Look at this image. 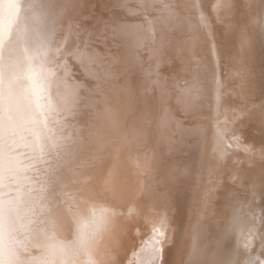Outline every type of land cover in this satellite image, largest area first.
Wrapping results in <instances>:
<instances>
[{
	"label": "bare ground",
	"instance_id": "6f19581e",
	"mask_svg": "<svg viewBox=\"0 0 264 264\" xmlns=\"http://www.w3.org/2000/svg\"><path fill=\"white\" fill-rule=\"evenodd\" d=\"M88 1L84 20V0H0V137L31 159L0 155V185L17 183L0 188V264H264V0ZM101 31L122 49H88ZM100 73L106 170H88L84 200L56 196L89 175L70 184L62 165L84 146L76 113ZM16 76L35 82L19 91ZM129 159L146 163L136 184ZM31 235L43 250L23 249Z\"/></svg>",
	"mask_w": 264,
	"mask_h": 264
},
{
	"label": "rangeland",
	"instance_id": "374dc122",
	"mask_svg": "<svg viewBox=\"0 0 264 264\" xmlns=\"http://www.w3.org/2000/svg\"><path fill=\"white\" fill-rule=\"evenodd\" d=\"M86 5H89V9H90V7L93 5L90 1H88V0H84V20H86V16L88 15V9H86ZM102 10H103V12L102 13H104V14H107L108 12H109V10L110 9H108V7H105L104 9L102 8ZM101 12V11H100ZM142 10H137L136 11V13L137 14H142ZM101 16H103L102 14H100ZM111 16V15H110ZM122 16V18H123V15H121ZM103 17H107V16H103ZM143 17V16H142ZM106 20V19H105ZM108 20V19H107ZM92 25V24H91ZM98 34V35H97ZM101 34V35H100ZM88 36H90L89 37V40H88V45H87V48L89 49L91 46H92V48H94V49H96L95 51H97V52H100V51H102L103 53H108V52H115V51H119V50H121L122 49V42H121V40L119 39V38H115L114 36H109L108 38H106V36H105V32L104 31H101V32H98V33H88L87 34ZM93 35H94V37H95V39H99V40H95V39H93L94 37H93ZM97 35V36H96ZM115 38V39H114ZM92 39V40H91ZM100 39H103V40H100ZM95 40V41H94ZM119 40V41H118ZM93 42V43H92ZM102 42V43H101ZM90 43H92L91 45H90ZM101 46V47H100ZM102 47H104L103 49H102ZM108 49L107 51H106V49ZM111 48V49H110ZM98 49V50H97ZM100 50V51H99ZM106 51V52H105ZM105 68V69H104ZM108 68H107V66L106 65H104L103 67H102V70H105V72H106V74H109V75H111V71L109 70V71H106ZM4 71V70H3ZM74 73H76V74H78V73H80V71H75ZM105 73L103 74V73H100V78H97V77H91V76H89V75H87L86 76V78H88L87 80L88 81H90V82H96V84L95 85H91V87L90 88H93V90H90V94H91V98H92V101H93V103H92V105L91 104H89V105H83V106H80L78 109V113H76L78 116V118H79V121L81 122V124H78V125H74V128H76L77 126L78 127H81V131L83 132V134H85V133H87V134H85V136H86V138L84 137V146L83 145H80V146H78V148H75V150H79V152L78 151H75L74 149H73V151H72V156H67V159L65 160V162H64V164L62 165L63 167L65 166V167H67V179L69 180V182H71L70 184H72V180H73V178L74 177H76V176H79L80 175V173L81 174H83V173H85V171L84 170H86V172H87V174H89V175H86V174H84L83 176L82 175H80V176H82L81 178H75L73 181L74 182H76V180L78 181V184H79V186L77 185H75V183H73V185H72V187H74L73 189L71 188V186H69L70 187V189H69V187H67V186H60V189H56V196H58L59 195V192L61 193V194H64L65 193V195H68L69 194V192H71L70 193V195H68L69 197H70V200H72V199H76V200H78V199H82L83 198V200H84V198H87V196H85L84 197V193L82 194V187H80L81 186V184H82V182L84 181V180H87V179H89V177H91V174L88 172V170H90V169H93L91 166H93L94 168L96 167V165H99V166H101V174H102V172L104 171V170H106V164L103 166V157L102 156H104L105 154H103V152L104 151H108V148H109V146L108 145H104V143L103 142H105L106 141V139L104 138V140H103V138L102 137H99L98 136V134H100L101 133V131L100 130H98L97 129V127H100L101 125H103V124H101V125H99L100 123H102V122H100L99 123V120H97L96 119V116H101V115H103V112H102V110L103 109H100V108H102L103 107V105H105L106 106V100L105 99H103V101H101V99H102V97H103V93L105 92V90L106 89H108V84L106 85V83H107V81H106V79H105V75H106ZM104 76V77H103ZM17 77V76H16ZM18 78V79H17ZM16 78V80L17 81H19V83H17L16 84V86L19 84V85H21V86H17L16 88L19 90V91H23L24 92V90L22 89V90H20L21 88H23L24 87V89L26 88V87H28L26 84L27 83H34L33 81H29L28 79H24V78H20V76H18ZM19 78H20V80H19ZM118 78V77H117ZM22 79V80H21ZM101 79V80H100ZM98 80V81H97ZM105 81V82H104ZM23 82V83H22ZM102 82V83H101ZM104 82V83H103ZM23 84V85H22ZM100 84V85H99ZM26 85V86H25ZM102 86V87H101ZM20 89H19V88ZM31 89L33 88V86H29ZM99 89H98V88ZM104 87V88H103ZM29 88V89H30ZM26 90H28V88H26ZM25 90V91H26ZM107 91V90H106ZM112 91V92H111ZM92 92V93H91ZM98 92V93H97ZM106 93H108L106 96H108L109 97V95L112 97V98H110L109 97V101L111 100H113V98H114V92H113V90H109L108 89V92H106ZM28 94H31L30 92H28ZM94 95V96H93ZM101 102H103L102 104H101ZM1 104V103H0ZM95 104V105H94ZM100 104H101V106H100ZM112 104V105H111ZM113 104H114V100L110 103V107H112L113 106ZM97 107V108H96ZM109 107V108H110ZM88 108V109H87ZM104 108V107H103ZM113 108V107H112ZM100 109V110H99ZM1 110V109H0ZM96 110V111H95ZM102 112V113H101ZM83 117H84V119H83ZM97 120V121H96ZM23 123V122H22ZM25 123V122H24ZM86 123V124H85ZM99 123V124H98ZM26 124V123H25ZM76 126V127H75ZM101 127H103V126H101ZM101 127H100V129H101ZM24 130V129H23ZM24 131H26V130H24ZM24 131H21V132H24ZM89 133H88V132ZM99 131V132H98ZM98 133V134H97ZM10 136L11 135H14V134H9ZM26 136H28V134H26ZM7 137V138H6ZM93 137H94V141L93 140H91V139H93ZM7 139V140H6ZM96 139V140H95ZM100 139V140H99ZM0 140H1V142H0V155H1V153L2 152H5V153H9V152H11V151H13V145H12V143H11V139H10V137L9 136H2V137H0ZM90 140V141H89ZM102 140H103V142H102ZM87 142V143H86ZM89 142V143H88ZM94 143H95V145L99 148H97L96 146H94ZM97 143V144H96ZM106 143V142H105ZM91 144V145H90ZM100 145H102V146H100ZM114 145L115 144H113V145H111L112 147H114ZM19 146V145H18ZM17 146V149H19L20 151H25L24 153H22V152H20V153H18V154H20V155H22V157L23 156H25L26 155V157L28 158V160H26L27 158L26 157H23V159L21 158V160H22V162H25V163H27V161H31V159H30V156H29V152H28V150H26V149H24V148H22V146H19L18 147ZM106 147V149L107 150H102L103 148H105ZM13 147V148H12ZM96 149H95V148ZM22 150H21V149ZM15 150H17L16 149V146H15V148H14ZM98 149V150H97ZM101 149V150H100ZM100 150V151H99ZM110 150V149H109ZM97 151V152H96ZM103 151V152H102ZM26 152H28V153H26ZM74 152H75V154H74ZM100 152V153H99ZM77 153V154H76ZM79 153V154H78ZM97 153H99L98 155H97ZM105 153V152H104ZM74 154V155H73ZM102 154V155H101ZM98 156V157H97ZM85 157V158H84ZM72 158V159H71ZM94 158H95V160H94ZM30 159V160H29ZM81 159V160H80ZM86 160V161H85ZM91 160V161H90ZM93 160V161H92ZM130 160V159H129ZM127 160L126 162H125V164L127 165H125L124 167H125V169L128 167V169L127 170H129V172H131L130 174H131V178L133 179V181H134V184H136V177H135V173L136 172H138V171H144V169H145V165H146V163L145 162H141V161H138V160H136L135 161V159H133V160ZM45 161V160H44ZM100 161V162H99ZM135 161L136 163H137V165H138V162H141V164L139 163V166H140V168H139V166H137V165H135L136 163H134V164H132L133 162ZM138 161V162H137ZM39 162V161H38ZM38 162H36V163H34V165L36 164L37 166H38V168L40 167V168H42V164H41V162H43V161H40L39 163ZM92 162V163H91ZM97 162H98V164H97ZM132 162V163H131ZM33 163H31V167L33 168H27L28 170H24V172H29V174H28V176L29 177H34L36 180H34V183H35V181L37 182V181H39L40 180V176H39V174L38 173H36V172H39L38 171V168H37V166L35 165H33ZM91 163V164H90ZM96 163V164H95ZM130 163V164H129ZM144 163H145V165H144ZM39 164H41V165H39ZM93 164V165H92ZM129 164V165H128ZM132 164V165H131ZM142 165H144V166H142ZM71 166V167H70ZM75 166V167H74ZM86 166V167H85ZM136 168H135V167ZM83 167H85V168H83ZM88 167V168H87ZM90 167V168H89ZM74 168V169H73ZM79 168H81V169H79ZM82 168H83V170H82ZM111 168H112V170L110 169V166H108V169H110L111 170V172H109L108 174H107V176H106V178H107V181L109 182L110 181V178H109V180H108V177H110L111 176V173L113 174L114 173V171H113V169H114V166L112 167L111 166ZM138 168V169H137ZM30 169H32V170H35V169H37V171L35 172V171H32V173H30L31 171H29ZM75 169H77V170H75ZM40 170V169H39ZM109 170V171H110ZM73 172L74 174H75V176L72 178L71 177V175L73 174V173H71V172ZM81 171H84L83 173L81 172ZM113 171V172H112ZM69 172V173H68ZM76 172H77V174H76ZM132 172H135V173H132ZM36 173V174H35ZM33 174V175H32ZM38 174V175H37ZM73 174V175H74ZM41 175V174H40ZM70 175V176H69ZM10 176V175H9ZM36 176H39V177H36ZM85 176L87 177V178H85ZM133 176V177H132ZM7 178H5V184L3 183L2 185H0V188L1 189H3V190H5V189H7L6 188V186H16L17 185V183L13 180V178H12V176L11 177H8V175L6 176ZM12 178V179H11ZM105 178V179H106ZM12 181H10V180ZM81 180V181H80ZM8 181V182H7ZM11 182V183H10ZM80 182V183H79ZM54 183H55V185H57V186H59L55 181H54ZM110 183V182H109ZM11 184V185H10ZM28 184V182H26V185ZM83 184H84V182H83ZM131 184V183H130ZM134 184H132V188L134 187V186H137L138 187V185H134ZM28 185H30V182H29V184ZM53 186V188H55L56 186ZM134 185V186H133ZM4 186H5V188H4ZM38 186H40V185H38ZM37 186V187H38ZM63 187V188H62ZM68 189H67V188ZM66 188V189H65ZM77 188V189H76ZM81 188V189H80ZM135 188V187H134ZM133 188V189H134ZM34 189H36V187H34ZM62 189V190H61ZM74 190V192L72 191V190ZM8 190V191H7ZM6 191H2V194H1V192H0V194L2 195V196H6V195H8V194H11V192L13 191V189L10 191V189H7ZM59 190V191H58ZM65 190H67V191H65ZM77 190V191H76ZM138 190V189H137ZM82 191V192H81ZM3 192H5L4 194H3ZM14 192V191H13ZM12 192V193H13ZM63 192V193H62ZM81 192V193H80ZM58 193V194H57ZM74 193V194H73ZM78 193V195H76ZM73 194V195H72ZM0 195V196H1ZM80 195V196H79ZM76 196V197H75ZM75 197V198H74ZM53 199L54 200H57L56 199V197H53ZM59 201H61V198H59L58 199ZM62 201H64V199L62 198ZM94 201V200H93ZM95 202V201H94ZM98 202V201H97ZM80 203V205L82 204L81 202H79ZM79 203L78 204H76V203H70V205H72V207L74 208H76L77 207V205H79ZM76 204V205H75ZM51 206H54V205H52L51 204ZM50 207V206H49ZM45 212H40V213H38V216L40 217V215H43ZM47 215H49L48 217H47ZM44 216V218L42 219H40L39 217H37V219H35L34 220V223H36V224H40L39 226H43V224H45L44 226H46L47 228H53V226H52V224H48V222H56L57 220H52V218L53 219H55L54 217H52V214H46L45 213V215H43ZM52 217V218H51ZM39 219H40V221H39ZM46 219V220H45ZM52 220V221H50V220ZM44 222V223H43ZM42 223V224H41ZM50 237V236H49ZM34 239L36 240L37 238H35L34 237V235H31L30 236V240H31V242L29 241V243H27L26 245H25V247H23V249L24 250H26V249H28V250H30V251H35V249H37L36 251H39V250H43V246H41V245H39V243L42 241V240H36V241H34ZM35 242V243H34ZM34 243V244H33ZM28 245V246H27ZM35 245V246H34ZM31 248V249H30ZM32 248H33V250H32ZM48 255H44V257H47ZM57 257V256H56ZM76 256L75 255H71V254H69V256H66V257H64L63 256V258L60 260V259H56L55 261H54V259L55 258H53V260L52 261H54V263H52V264H73V260H75L76 258H75ZM77 257H81V256H77ZM82 258V257H81ZM24 264H29V262H26V263H24Z\"/></svg>",
	"mask_w": 264,
	"mask_h": 264
},
{
	"label": "snow or ice",
	"instance_id": "6c2138e0",
	"mask_svg": "<svg viewBox=\"0 0 264 264\" xmlns=\"http://www.w3.org/2000/svg\"><path fill=\"white\" fill-rule=\"evenodd\" d=\"M10 3L19 5L20 0H10ZM31 6H32L31 4L28 5V7H31ZM6 35H8V36L12 35V27H11V24H9L8 29H7V33H5L4 22H3L2 17H0V44L3 43Z\"/></svg>",
	"mask_w": 264,
	"mask_h": 264
}]
</instances>
